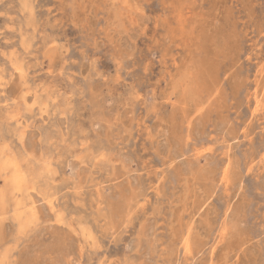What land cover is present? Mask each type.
<instances>
[{
	"label": "rangeland",
	"instance_id": "obj_1",
	"mask_svg": "<svg viewBox=\"0 0 264 264\" xmlns=\"http://www.w3.org/2000/svg\"><path fill=\"white\" fill-rule=\"evenodd\" d=\"M0 204V264H264V0H0Z\"/></svg>",
	"mask_w": 264,
	"mask_h": 264
},
{
	"label": "bare ground",
	"instance_id": "obj_2",
	"mask_svg": "<svg viewBox=\"0 0 264 264\" xmlns=\"http://www.w3.org/2000/svg\"><path fill=\"white\" fill-rule=\"evenodd\" d=\"M24 47H25V46H24ZM29 54H30V53H29ZM17 175H18V174H17ZM16 179H17V178H16ZM22 183H23V182H22ZM17 187H18V185H17ZM3 202H4V201H3ZM0 207H1V204H0ZM4 210H5V209H4ZM2 212H3V211H2ZM2 212H1V213H2Z\"/></svg>",
	"mask_w": 264,
	"mask_h": 264
}]
</instances>
